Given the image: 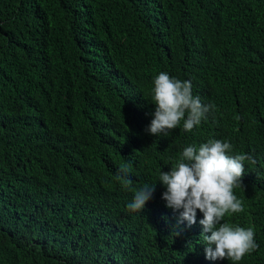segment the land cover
Wrapping results in <instances>:
<instances>
[{
  "label": "trees",
  "instance_id": "trees-1",
  "mask_svg": "<svg viewBox=\"0 0 264 264\" xmlns=\"http://www.w3.org/2000/svg\"><path fill=\"white\" fill-rule=\"evenodd\" d=\"M160 72L215 105L191 132L145 131ZM210 139L256 161L222 223L259 245L211 262L264 264V0H0V264H209L157 179Z\"/></svg>",
  "mask_w": 264,
  "mask_h": 264
},
{
  "label": "clouds",
  "instance_id": "clouds-1",
  "mask_svg": "<svg viewBox=\"0 0 264 264\" xmlns=\"http://www.w3.org/2000/svg\"><path fill=\"white\" fill-rule=\"evenodd\" d=\"M153 83L155 110L153 119L145 129L150 135L166 136L181 121L183 129L191 132L195 126L206 121L208 113L215 109V105H205L198 95H193L191 81H181L160 72ZM232 149L230 142L218 139H210L198 148L189 145L171 170L161 171L157 179V183L159 181L166 187L161 197L166 207L179 212L178 226L187 222V226L191 227L197 222V210L202 213L203 218L199 223L203 226L201 235L205 241V253L199 250L198 254L203 262L209 264H213L211 260L239 262L259 247L252 227L222 223L226 214L244 211L243 203L234 194V189L242 187L244 162L256 163L248 154L229 155ZM116 180L126 188L132 184L127 166L118 170ZM155 188L156 183L144 184L136 190L132 202L127 205L128 209L142 212L146 203L153 198Z\"/></svg>",
  "mask_w": 264,
  "mask_h": 264
}]
</instances>
